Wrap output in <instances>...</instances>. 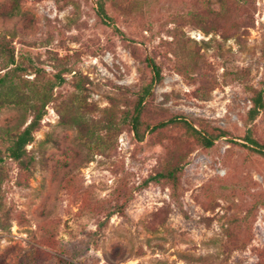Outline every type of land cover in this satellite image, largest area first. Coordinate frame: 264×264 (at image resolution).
Returning a JSON list of instances; mask_svg holds the SVG:
<instances>
[{
    "label": "rangeland",
    "instance_id": "obj_1",
    "mask_svg": "<svg viewBox=\"0 0 264 264\" xmlns=\"http://www.w3.org/2000/svg\"><path fill=\"white\" fill-rule=\"evenodd\" d=\"M206 2L106 0L108 25L96 0H0L16 81L63 78L23 165L4 150L31 115L0 109V264H264V156L243 141L264 145V110L246 120L264 79V0ZM151 61L161 82L138 141L120 119ZM13 67L0 58V75ZM176 119L226 135L205 149Z\"/></svg>",
    "mask_w": 264,
    "mask_h": 264
},
{
    "label": "trees",
    "instance_id": "obj_2",
    "mask_svg": "<svg viewBox=\"0 0 264 264\" xmlns=\"http://www.w3.org/2000/svg\"><path fill=\"white\" fill-rule=\"evenodd\" d=\"M225 1L226 0H218L221 6L220 10L223 8ZM105 2L106 0H96V13L102 22L107 23L111 20L106 13ZM205 7L208 10L211 9L209 0H207ZM108 25H112L111 22ZM112 27L116 32L122 35V33L119 32V30H117L114 25ZM0 58L4 60L6 68L9 66H14L11 70H7L3 75H0V109L4 107H17L25 112H29L31 115V119L26 125L22 127L21 130L11 134L10 143L4 150V155L8 159L23 165L24 158L27 155L26 147L33 141L34 132L40 126V122L45 114V106L52 98V90L57 84L63 81V78L60 77V81L57 83L47 81L45 82L46 84H43L41 87L38 86L39 88L35 86L36 83H39V80H37L36 83L35 81L31 82L27 86L24 85L26 83L24 80L21 82L23 86L19 84L16 81V73L22 71L21 66L16 64L12 48H10L9 44L1 36ZM150 68L152 71V78L150 82L144 86V88H142V91L138 95L133 114L131 116L125 115L120 119V123H129L138 141H142V136L138 132L140 125V107L145 98L151 93L153 85L161 82V72L159 67L151 61ZM36 101L39 103V105L35 104ZM250 103L251 106L246 114V120L248 123H252L264 110V79L261 82L260 88L253 92L250 98ZM172 122L179 124L187 134L194 138L197 143L205 149L212 147L216 140L226 135V132L221 130H216L217 133L214 134L207 133L203 130H198L184 120L176 119L171 121V123ZM116 127L117 124L114 119H109L104 122L101 129L108 132L110 130L116 129ZM243 141L245 142L244 147L264 156V145L259 144L249 131L246 132L245 136L243 137ZM2 159L3 158L0 155V162H2ZM179 171L180 170L178 168H174L167 174L160 173L156 176L148 178L145 183L157 181L158 178L173 180Z\"/></svg>",
    "mask_w": 264,
    "mask_h": 264
}]
</instances>
